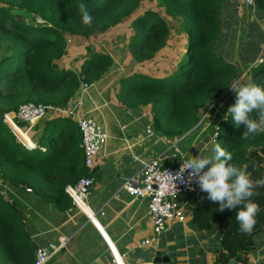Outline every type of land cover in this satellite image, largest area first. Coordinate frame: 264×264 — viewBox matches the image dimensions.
<instances>
[{
    "label": "trees",
    "instance_id": "obj_1",
    "mask_svg": "<svg viewBox=\"0 0 264 264\" xmlns=\"http://www.w3.org/2000/svg\"><path fill=\"white\" fill-rule=\"evenodd\" d=\"M146 1L154 2L166 16L181 22L186 51L175 70L164 77L134 73L119 79L117 99L131 110L149 107L156 133L181 138L198 132L202 115L213 111L214 104L231 92L229 87L242 73L238 65L215 52L221 29L220 10L227 0H0V188L8 187V199L0 189V264L35 261L37 244L30 238L25 207L17 195L29 189L39 202L64 214L73 209L66 187L83 177H92L84 167L77 125L62 112L83 84L102 79L114 61L107 54L86 49L88 57L78 71L58 69L55 62L67 54V39L77 36L88 40L135 16L128 50L137 65L151 61L165 47L169 28L154 12L138 13ZM81 3L93 16L91 25L81 21ZM22 10L48 25H29L25 18L12 13ZM249 74L250 83L264 87V62ZM233 93L225 96V115L212 123L215 130L209 134L216 133L215 145L232 154L230 163L248 166L250 180H264V133L256 134L254 139L240 138L244 126H235L232 116L226 114L235 103V98L228 103ZM26 103L53 109L64 105L33 127L40 137L32 149L27 148L34 146L30 140L16 134L23 124L11 125L14 134L3 121L5 114L16 112ZM251 117L257 119V113ZM255 192L257 195L251 199L260 206V212L251 234L239 231L237 209L218 211L219 205L209 201L206 193L179 197V203L186 202L191 212L193 230L214 235L210 249L214 264H250V256L254 264H264V258L260 259L264 256V186L256 187Z\"/></svg>",
    "mask_w": 264,
    "mask_h": 264
},
{
    "label": "crops",
    "instance_id": "obj_2",
    "mask_svg": "<svg viewBox=\"0 0 264 264\" xmlns=\"http://www.w3.org/2000/svg\"><path fill=\"white\" fill-rule=\"evenodd\" d=\"M220 20V37L216 49L219 47L223 50L230 43L229 51L235 53L227 61L249 73L258 65V59L264 57V0H255L251 6L246 5L244 0H227L221 6ZM69 38L74 44H79L78 48L70 47L67 54L55 64L63 63L68 56V64L63 65V69L75 68L78 71L82 64V58L78 54L86 49L81 47L80 40L85 39L77 36ZM252 43L254 47L251 55L238 56L243 46L246 48ZM71 54L75 56L70 59ZM77 58L79 64L75 62ZM106 79L108 77L104 76L89 84L86 91L81 88L68 105L70 108L80 100L81 105L77 106L76 113L96 120L108 134L106 144L95 159L91 175L93 185L87 199V206L94 215V220L103 229L115 250L123 256L125 264H155L157 253L169 259L167 264H214L215 256L210 251L214 245V235L208 236L207 233L193 230L192 216L186 202L181 204L185 207V220L182 223H171L158 237L156 249L141 246L144 240L153 237L148 201L130 197L122 188L123 182L129 178L139 182L144 163L151 159L163 158L166 163H170L173 162V157H189L187 154L190 151L186 146H190L198 133H188L184 138H169L156 133L150 108H126L117 99L119 80L115 82L117 88L112 90L113 87L108 88L105 83ZM237 82L241 83L239 78ZM222 99L224 105L227 99L225 96ZM212 109L213 111L206 113L205 120L201 121V128L211 126L219 115H225L223 108L216 109L213 106ZM53 113L50 111L46 118ZM23 129H27L25 125ZM27 135L33 148L36 147L40 132L31 129ZM3 188L6 193L8 187ZM27 190L29 189H26V193L19 194L20 197L17 195L19 201L23 204L21 197L33 196L48 212L42 221L41 207L34 200L31 204L25 202L29 212L26 216L27 220L29 218L27 227L30 238L37 244V248L48 244H63L62 249L48 264H111L112 256L106 238L92 221L74 207L69 212L60 214L51 205L39 202ZM263 258L264 256H260V259Z\"/></svg>",
    "mask_w": 264,
    "mask_h": 264
},
{
    "label": "built area",
    "instance_id": "obj_3",
    "mask_svg": "<svg viewBox=\"0 0 264 264\" xmlns=\"http://www.w3.org/2000/svg\"><path fill=\"white\" fill-rule=\"evenodd\" d=\"M244 3L248 6L253 4L249 3V0H244ZM257 62L258 65L264 62V57L259 58ZM89 87L90 85L83 84L82 91H86ZM80 105L81 101L78 100L72 107L67 108L62 113L76 122L81 135L84 167L91 173L95 166L96 157L108 140V134L96 120L76 113L75 110ZM49 110L54 111L55 109L42 104H21L16 112L5 114L3 121L10 127L12 132L13 129L10 124L16 127H18L19 123L25 124L27 126L26 130L18 128L27 135L28 130L33 129L35 125L46 117ZM214 135L216 137V133ZM184 158L173 157V162L170 161V163H166L163 158L151 159L144 163L139 182L134 178H129L122 184L125 193L133 199H146L148 201V216L152 223L153 237L144 240L141 246H151L156 249L158 237L166 231L168 226L173 222L182 223L185 220L186 211L185 207L179 203L178 199L180 196H198L204 193L199 189L195 178H192L191 183H187L190 170H186L182 175L177 176L183 163L181 159ZM92 185V177H83L76 184L67 186L65 192L71 199L73 207L93 222L94 215L87 206V199ZM108 246L112 256L111 264H125L123 256L113 250L109 244ZM62 247V243L38 247L34 254L35 261L33 264H48Z\"/></svg>",
    "mask_w": 264,
    "mask_h": 264
},
{
    "label": "clouds",
    "instance_id": "obj_4",
    "mask_svg": "<svg viewBox=\"0 0 264 264\" xmlns=\"http://www.w3.org/2000/svg\"><path fill=\"white\" fill-rule=\"evenodd\" d=\"M249 3L254 4V0H249ZM78 8L82 23L91 25L93 16L86 5L81 3ZM229 89L235 93V103L228 107L226 114L232 116L235 126H244L240 138L254 139L256 134L264 133V87L254 83H234ZM253 112L257 113V119L251 117ZM232 159L231 153L216 144L210 155H190L181 159L183 163L177 176L190 170L187 183L195 178L199 189L207 194V199L219 205L218 211L237 209L235 220L239 231L251 234L260 212V206L251 198L257 195L256 187L264 186V180L253 182L249 179L248 166L233 165L230 163Z\"/></svg>",
    "mask_w": 264,
    "mask_h": 264
},
{
    "label": "rangeland",
    "instance_id": "obj_5",
    "mask_svg": "<svg viewBox=\"0 0 264 264\" xmlns=\"http://www.w3.org/2000/svg\"><path fill=\"white\" fill-rule=\"evenodd\" d=\"M154 12L156 13L159 17L165 20V22L168 25L169 28V33L166 38V45L163 47L151 61H146L144 63H141L137 65L133 60L130 55V52L128 50L127 44L129 41L130 36L132 35V28H131V23L132 20L135 18V16L131 18H126L124 21L119 24L117 27L111 28L107 30L103 34H96L91 36L88 40H80V45L81 47H85L86 49H91L95 52L98 53H103L109 55L113 61H114V66L110 69V71L105 75L108 77L106 84H108V88H112V90H115L117 88V85L115 87V82L119 80L120 78L124 76H128L130 74L134 73H141L144 75L152 76V77H164L165 74L168 75L170 72L174 71L177 64L181 61L182 55L186 51V36L183 33L181 22L177 19L170 18L166 16L165 11L163 8H158L154 2H143L141 3V6L138 10L139 14H144L145 12ZM138 13L136 15H138ZM72 46H79L78 43L74 44L73 41L68 38L67 39V51L70 47ZM254 47V44L252 43L248 47H242L240 51L238 52V56L243 57L244 54L251 55L253 52L251 49ZM82 49L81 52L78 54L82 59L81 62H83L88 56L87 52ZM230 49V43H227L225 49L220 50L218 47L216 49V54L222 56L226 60H230L232 58V55L235 53H231L229 51ZM245 52V53H244ZM2 53V47L0 48V54ZM72 54L70 55V59L73 58L75 55ZM77 57V56H76ZM69 57L67 56L64 59V62H59L56 66L58 69H63V65L67 66L68 64V59ZM75 62H78L79 64V59H75ZM250 74L247 73V70L245 69L242 71L241 76L239 77V82L241 83H250ZM238 83V82H237ZM233 92H226L223 94L222 98L226 95H231ZM228 96V97H229ZM233 98H235V93H233V96L231 97L230 104L233 102ZM223 100V99H222ZM223 102L220 101L218 104H214V108H223ZM206 113L202 115L201 121L203 122L205 120ZM200 121V124H201ZM212 121V120H211ZM25 124H23L24 126ZM11 126V125H10ZM26 126V125H25ZM27 127V126H26ZM19 128L23 129V127ZM215 130V127L213 125L211 126H203L202 128L198 130V134L192 139L190 146H186V149L190 151L187 155L196 157L199 154L202 155H208V153L211 151V146L215 145V135H211V131ZM16 134L19 136H24V139L26 141H29L28 135H26L22 130L17 129ZM184 138V137H183ZM187 140V137H186ZM191 147V148H190ZM32 149L33 147H28ZM193 152V153H192ZM1 193L4 195L5 198L8 199V194L5 193V189L2 187ZM29 193V192H27ZM20 197V195H19ZM18 199V197H17ZM25 199V200H24ZM32 200L35 201L33 196L30 198L27 197H21V201L23 202V206L25 207V215H29V212H27V207L25 205L26 203L31 204ZM33 201V202H34ZM36 202V201H35ZM39 207H41V216H42V221L44 216L48 213L42 204H39L36 202ZM29 220V218H28ZM27 220L26 216V222L27 224L29 223ZM263 257V256H262ZM250 264H254L255 260L253 259L252 256L249 257Z\"/></svg>",
    "mask_w": 264,
    "mask_h": 264
},
{
    "label": "water",
    "instance_id": "obj_6",
    "mask_svg": "<svg viewBox=\"0 0 264 264\" xmlns=\"http://www.w3.org/2000/svg\"><path fill=\"white\" fill-rule=\"evenodd\" d=\"M13 14L15 15H19V16H22L23 18L26 19L27 23L29 25H33L35 24L36 26H47L48 24L46 22H41V21H38L34 16L33 14L31 13H28L27 11H13L12 12ZM57 108H61L63 109L64 108V105H58L55 107V109ZM20 140V139H19ZM22 142V141H21ZM23 143V142H22ZM24 144V143H23ZM25 145V144H24ZM93 223L95 224V226L98 228V230L102 233V235L106 238L108 244L111 246V248L113 250H115L114 246L110 243V241L107 239L103 229L100 227V225L94 220ZM116 251V250H115ZM169 262V259L168 258H163L161 257L160 253H157L156 254V257L154 259V263L155 264H159V263H162V264H167Z\"/></svg>",
    "mask_w": 264,
    "mask_h": 264
},
{
    "label": "bare ground",
    "instance_id": "obj_7",
    "mask_svg": "<svg viewBox=\"0 0 264 264\" xmlns=\"http://www.w3.org/2000/svg\"><path fill=\"white\" fill-rule=\"evenodd\" d=\"M10 125H11V124H10ZM12 126H13V125H12ZM12 126H11V127H12ZM13 132H14V131H13Z\"/></svg>",
    "mask_w": 264,
    "mask_h": 264
}]
</instances>
